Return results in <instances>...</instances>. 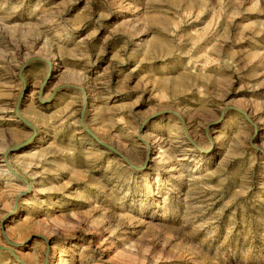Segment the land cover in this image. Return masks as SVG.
<instances>
[{"label": "rangeland", "instance_id": "rangeland-1", "mask_svg": "<svg viewBox=\"0 0 264 264\" xmlns=\"http://www.w3.org/2000/svg\"><path fill=\"white\" fill-rule=\"evenodd\" d=\"M0 264H264V0H0Z\"/></svg>", "mask_w": 264, "mask_h": 264}]
</instances>
